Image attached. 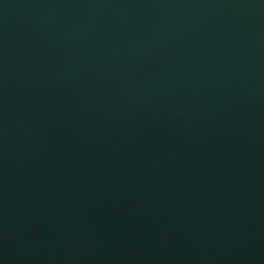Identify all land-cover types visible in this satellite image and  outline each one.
I'll return each instance as SVG.
<instances>
[{
  "label": "water",
  "instance_id": "water-1",
  "mask_svg": "<svg viewBox=\"0 0 264 264\" xmlns=\"http://www.w3.org/2000/svg\"><path fill=\"white\" fill-rule=\"evenodd\" d=\"M0 264H264V0H0Z\"/></svg>",
  "mask_w": 264,
  "mask_h": 264
}]
</instances>
